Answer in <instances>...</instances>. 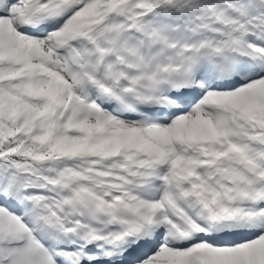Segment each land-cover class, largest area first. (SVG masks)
<instances>
[{
  "label": "snow or ice",
  "instance_id": "snow-or-ice-1",
  "mask_svg": "<svg viewBox=\"0 0 264 264\" xmlns=\"http://www.w3.org/2000/svg\"><path fill=\"white\" fill-rule=\"evenodd\" d=\"M0 264H264V0H0Z\"/></svg>",
  "mask_w": 264,
  "mask_h": 264
}]
</instances>
